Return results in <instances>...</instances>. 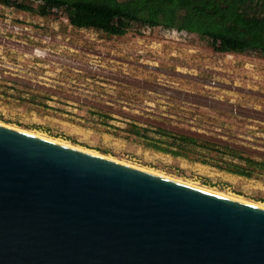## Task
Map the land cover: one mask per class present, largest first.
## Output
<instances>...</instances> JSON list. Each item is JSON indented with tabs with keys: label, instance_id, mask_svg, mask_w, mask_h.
Masks as SVG:
<instances>
[{
	"label": "rangeland",
	"instance_id": "1",
	"mask_svg": "<svg viewBox=\"0 0 264 264\" xmlns=\"http://www.w3.org/2000/svg\"><path fill=\"white\" fill-rule=\"evenodd\" d=\"M0 121L264 203V56L217 51L205 35L108 34L0 3ZM174 133L190 146H150ZM246 157L260 169L231 170Z\"/></svg>",
	"mask_w": 264,
	"mask_h": 264
},
{
	"label": "water",
	"instance_id": "2",
	"mask_svg": "<svg viewBox=\"0 0 264 264\" xmlns=\"http://www.w3.org/2000/svg\"><path fill=\"white\" fill-rule=\"evenodd\" d=\"M0 264H264V206L0 123Z\"/></svg>",
	"mask_w": 264,
	"mask_h": 264
},
{
	"label": "trees",
	"instance_id": "3",
	"mask_svg": "<svg viewBox=\"0 0 264 264\" xmlns=\"http://www.w3.org/2000/svg\"><path fill=\"white\" fill-rule=\"evenodd\" d=\"M0 3L40 15L57 8L66 13L72 25L108 34H124L136 24L185 30L205 35L217 51L264 56V0H0ZM168 133L167 129L162 134ZM174 134L176 139L171 145L165 147L154 140L150 146L163 151H171L173 144L190 146L187 134ZM245 160L243 168L231 170L250 176L260 169V161L249 157Z\"/></svg>",
	"mask_w": 264,
	"mask_h": 264
},
{
	"label": "bare ground",
	"instance_id": "4",
	"mask_svg": "<svg viewBox=\"0 0 264 264\" xmlns=\"http://www.w3.org/2000/svg\"><path fill=\"white\" fill-rule=\"evenodd\" d=\"M0 123L5 124V125H8V126H11V127H14V128H17V129H20V130H23V131H26V132H29V133H32V134H35V135H38V136H41V137H44V138H48V139H51V140H54V141H57V142H61V143L66 144V145L74 146L76 148L83 149L85 151H89V152H92V153L104 155L103 153H100L98 151H94V150H91V149H88V148H84V147H81L79 145H74V144H72L70 142H67L65 140H62L60 138H54V137H51V136H48V135H45V134H42V133H39V132H35V131L27 130V129H24V128H20V127H17V126H14V125H11V124H8V123H5V122H1L0 121ZM105 156L114 159L112 156H109V155H106V154H105ZM115 160H117V159H115ZM121 162H124V163L129 164V165H133V166H136V167H139V168H142V169H145V170L154 172V173H158V174H161V175H164V176H167V177H171V176H168L165 173L160 172V171H157L155 169L147 168V167H144V166L143 167H140V166L135 165V164L130 163V162H125V161H121ZM171 178H175V179H178L180 181H184V182L189 183V184H192V185L200 186V187H203L205 189H208V190H211V191H214V192H218V193H221V194H224V195L233 197V198H237V199L242 200V201H246V202H250V203H253V204H256V205L264 206V203H260V201L259 202H255V201H252V200L243 198V197L238 196V195H235V194L234 195H231L229 193H226L224 191L217 190L215 188H211V187L206 186V185L196 184L194 182H191L192 180L189 181V180H185V179H182V178H179V177H171Z\"/></svg>",
	"mask_w": 264,
	"mask_h": 264
},
{
	"label": "built area",
	"instance_id": "5",
	"mask_svg": "<svg viewBox=\"0 0 264 264\" xmlns=\"http://www.w3.org/2000/svg\"><path fill=\"white\" fill-rule=\"evenodd\" d=\"M57 10H58L57 8H54V9H53V11H57ZM8 26H10V27H11V26H14L15 29H17V30H18V28H19L18 25H14V24L12 25L11 23H8ZM37 50H38V49H37Z\"/></svg>",
	"mask_w": 264,
	"mask_h": 264
}]
</instances>
